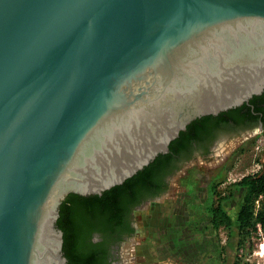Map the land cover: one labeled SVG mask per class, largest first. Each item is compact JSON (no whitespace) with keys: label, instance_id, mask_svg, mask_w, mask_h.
Here are the masks:
<instances>
[{"label":"water","instance_id":"water-1","mask_svg":"<svg viewBox=\"0 0 264 264\" xmlns=\"http://www.w3.org/2000/svg\"><path fill=\"white\" fill-rule=\"evenodd\" d=\"M263 90L264 0H0V264H70L68 194Z\"/></svg>","mask_w":264,"mask_h":264},{"label":"rangeland","instance_id":"rangeland-1","mask_svg":"<svg viewBox=\"0 0 264 264\" xmlns=\"http://www.w3.org/2000/svg\"><path fill=\"white\" fill-rule=\"evenodd\" d=\"M262 147L264 134L251 132L220 139L211 154L184 162L168 189L138 213L126 264H264L260 231L240 239L234 223L213 228L209 213L219 203L235 217L241 189L232 183L264 169Z\"/></svg>","mask_w":264,"mask_h":264},{"label":"flooded vegetation","instance_id":"flooded-vegetation-1","mask_svg":"<svg viewBox=\"0 0 264 264\" xmlns=\"http://www.w3.org/2000/svg\"><path fill=\"white\" fill-rule=\"evenodd\" d=\"M250 99L216 115L197 118L202 119L177 145L175 152L162 158L149 183L127 187L118 195L120 199L111 211L98 210L81 216V226L74 231L75 243L70 252L85 264H126L124 251L136 235L138 213L145 203L168 189L170 180L184 162L196 155L211 154L220 139L250 135L251 132L264 134V90Z\"/></svg>","mask_w":264,"mask_h":264},{"label":"trees","instance_id":"trees-1","mask_svg":"<svg viewBox=\"0 0 264 264\" xmlns=\"http://www.w3.org/2000/svg\"><path fill=\"white\" fill-rule=\"evenodd\" d=\"M253 98H256V95L250 100H253ZM201 119H195L188 124L186 129L181 131L178 137L170 142L167 153L159 154L147 166L126 179L122 184L103 191L101 195L81 196L70 193L65 197L59 207V217L56 225L63 232L62 249L69 263L85 264V261L70 252V247L75 243L74 231L81 226L79 218L86 213L91 214L98 210L111 211L120 199L118 195L122 194L127 187L134 184L145 185L149 183L152 177L151 174L156 173L162 158L171 152H175L177 145L182 139L189 136L193 127ZM232 186L241 189L240 205L235 217L232 218L219 203L211 206L209 213L213 228L230 227L234 223L240 239L251 237L259 232V229L261 232L260 236L264 239V169L241 177L238 181H234Z\"/></svg>","mask_w":264,"mask_h":264},{"label":"bare ground","instance_id":"bare-ground-1","mask_svg":"<svg viewBox=\"0 0 264 264\" xmlns=\"http://www.w3.org/2000/svg\"><path fill=\"white\" fill-rule=\"evenodd\" d=\"M258 255L263 257V259H264V251L263 250L261 251V254H258Z\"/></svg>","mask_w":264,"mask_h":264},{"label":"built area","instance_id":"built-area-1","mask_svg":"<svg viewBox=\"0 0 264 264\" xmlns=\"http://www.w3.org/2000/svg\"><path fill=\"white\" fill-rule=\"evenodd\" d=\"M256 147L259 148V145H257ZM262 148H264V147H262ZM259 231H260V229H259Z\"/></svg>","mask_w":264,"mask_h":264}]
</instances>
